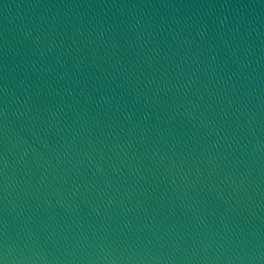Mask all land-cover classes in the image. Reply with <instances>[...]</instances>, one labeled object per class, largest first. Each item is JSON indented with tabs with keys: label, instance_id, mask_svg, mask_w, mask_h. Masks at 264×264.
Wrapping results in <instances>:
<instances>
[{
	"label": "water",
	"instance_id": "1",
	"mask_svg": "<svg viewBox=\"0 0 264 264\" xmlns=\"http://www.w3.org/2000/svg\"><path fill=\"white\" fill-rule=\"evenodd\" d=\"M2 264H264V0H0Z\"/></svg>",
	"mask_w": 264,
	"mask_h": 264
},
{
	"label": "snow or ice",
	"instance_id": "2",
	"mask_svg": "<svg viewBox=\"0 0 264 264\" xmlns=\"http://www.w3.org/2000/svg\"><path fill=\"white\" fill-rule=\"evenodd\" d=\"M0 264H2V261H0Z\"/></svg>",
	"mask_w": 264,
	"mask_h": 264
}]
</instances>
